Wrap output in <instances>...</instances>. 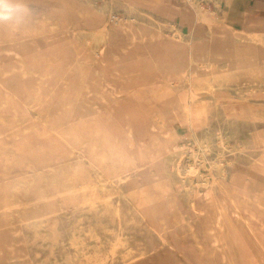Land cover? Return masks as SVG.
I'll list each match as a JSON object with an SVG mask.
<instances>
[{
	"label": "rangeland",
	"instance_id": "obj_1",
	"mask_svg": "<svg viewBox=\"0 0 264 264\" xmlns=\"http://www.w3.org/2000/svg\"><path fill=\"white\" fill-rule=\"evenodd\" d=\"M200 1L258 40L210 39L185 0H14L27 13L0 22V264H231L216 206L239 264H264V0Z\"/></svg>",
	"mask_w": 264,
	"mask_h": 264
},
{
	"label": "bare ground",
	"instance_id": "obj_2",
	"mask_svg": "<svg viewBox=\"0 0 264 264\" xmlns=\"http://www.w3.org/2000/svg\"><path fill=\"white\" fill-rule=\"evenodd\" d=\"M113 1V0H112ZM186 3L188 4V18L189 19H192L195 21L200 22V23H204L205 26H207V30H206V33L208 34L209 38L210 39H213L215 38V35L218 34L219 32L222 34V33H226V32H229V33H232L231 36H235L236 38H238L240 41L243 40V39H252V40H258V34L256 33H253V32H249V31H246V30H243V29H240V28H237V27H234L232 26V24L229 23L228 19H227V16H220L219 13L217 12V10H214V9H208L205 5V3H202L200 0H185ZM101 2V1H100ZM99 2V3H100ZM104 2V1H103ZM221 0H217V4L220 6V3ZM207 4V3H206ZM95 5V4H94ZM228 3L225 4V6H227ZM112 7V5H111ZM228 7V6H227ZM115 8V7H114ZM228 11V9H227ZM120 19L113 11L110 12L109 14V21H115V20H118ZM234 19V18H233ZM128 20L130 22H133V19L132 18H128ZM230 20V19H229ZM233 22V21H232ZM183 24V23H182ZM173 28L179 32L180 29H179V26L178 24H176V22L174 24H172ZM238 26V25H237ZM187 27V26H186ZM106 30L105 28H102V32L103 34H106ZM200 30V29H199ZM202 31V30H201ZM110 32V31H109ZM204 32V31H202ZM207 36V35H206ZM230 35L228 33H226L223 37L224 39H226V37H229ZM114 38V37H113ZM94 41L92 38H91V41L92 42ZM115 43V42H114ZM262 44V43H261ZM223 55V53L219 50H214L212 49V59L213 61H210L209 62V66H214L216 65V62L214 61H217V58L216 57H219ZM235 55H236V62L233 66V69H237L239 63H240V59H241V52H240V49H239V46H236V51H235ZM17 57V56H16ZM263 62V61H262ZM199 63V62H198ZM206 64V63H205ZM189 67L191 66L190 63H188ZM199 65V64H198ZM205 66V65H204ZM177 68V64H174L171 66V69L172 70H175ZM201 68V67H200ZM206 68V67H205ZM208 68V67H207ZM213 79V78H212ZM217 130V129H216ZM77 135H79L78 133L76 134V137H78ZM95 138V137H94ZM98 141H95V143L98 145ZM193 142V141H192ZM100 145V144H99ZM31 149V148H29ZM196 152V151H195ZM35 153V152H34ZM33 154V153H32ZM35 156V155H34ZM197 157L196 153H193V158ZM205 157V156H204ZM39 159V158H38ZM196 159V158H195ZM201 161V160H200ZM204 161V160H203ZM199 163V162H198ZM224 164H222L221 162L218 163L216 166L217 168L220 170V171H223L222 169V166ZM201 166V165H200ZM199 166V167H200ZM208 166V165H207ZM214 167V166H213ZM212 167V168H213ZM111 169V168H110ZM211 169V168H210ZM197 166L194 164V163H191L188 167V170L187 172L192 176L194 174L197 173ZM218 170V171H219ZM97 171L100 175L102 176H107L109 175V171L106 169V167L104 168L102 165H98L97 166ZM117 171V170H116ZM200 171V170H199ZM111 172V171H110ZM212 172V171H211ZM200 173V172H199ZM98 174V175H99ZM213 174V173H212ZM201 176V175H200ZM204 182L207 183L208 178L210 176L208 175H204ZM215 177V176H214ZM109 180L111 179V177H108ZM185 180V179H183ZM201 181V180H198V182ZM63 185H64V189L65 192H66V198H70L72 195V192H70L71 188H70V185H72V181L71 179H64L62 181ZM183 183V182H182ZM208 184V183H207ZM206 188V187H205ZM189 189V188H188ZM213 195V194H212ZM209 199V198H208ZM229 199H230V203L231 205L235 208V210L240 213V205H239V202L229 194ZM207 201V200H206ZM209 206V205H208ZM216 206V205H215ZM211 222L212 224L214 225L215 228H217L218 230V235H220L221 239L224 240L226 246H227V250H228V256L230 258V262L231 264H239V261H238V257L237 255H235L234 253V244L233 242L229 239V235H228V232H227V221H226V218H225V212L223 210V207L221 206H216L215 209H214V212L213 214H211ZM208 217V215H207ZM209 218V217H208ZM212 227V226H211ZM214 230V229H213ZM216 231V230H215ZM255 232V231H254ZM216 234V233H215ZM217 235V236H218ZM219 237V238H220ZM163 239V238H162ZM217 255V254H216ZM228 258V257H227ZM229 262V261H228ZM134 264H138V262H135Z\"/></svg>",
	"mask_w": 264,
	"mask_h": 264
},
{
	"label": "clouds",
	"instance_id": "obj_3",
	"mask_svg": "<svg viewBox=\"0 0 264 264\" xmlns=\"http://www.w3.org/2000/svg\"><path fill=\"white\" fill-rule=\"evenodd\" d=\"M27 13V9L14 0H0V22L17 23Z\"/></svg>",
	"mask_w": 264,
	"mask_h": 264
}]
</instances>
